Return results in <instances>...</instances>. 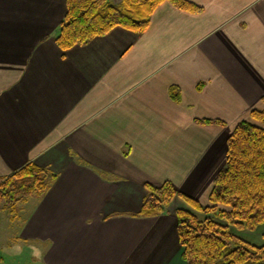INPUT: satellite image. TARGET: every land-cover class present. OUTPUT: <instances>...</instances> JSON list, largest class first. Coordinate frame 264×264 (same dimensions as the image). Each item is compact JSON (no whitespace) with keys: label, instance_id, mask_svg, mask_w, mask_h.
I'll return each instance as SVG.
<instances>
[{"label":"crops","instance_id":"1","mask_svg":"<svg viewBox=\"0 0 264 264\" xmlns=\"http://www.w3.org/2000/svg\"><path fill=\"white\" fill-rule=\"evenodd\" d=\"M187 1L201 10L163 1L140 34L61 50L65 0H0V177L57 176L17 217L41 264H186L185 203L136 216L145 185L207 204L230 132L264 107V0Z\"/></svg>","mask_w":264,"mask_h":264},{"label":"trees","instance_id":"2","mask_svg":"<svg viewBox=\"0 0 264 264\" xmlns=\"http://www.w3.org/2000/svg\"><path fill=\"white\" fill-rule=\"evenodd\" d=\"M163 1L187 12L201 10L187 0H122L118 5L109 0H65L66 11L55 42L66 50L103 36L114 27L140 34ZM170 95L177 100L175 88L170 89ZM195 122L222 124L216 120ZM56 177L33 162L0 177V210L14 221L20 205L43 194ZM145 190L135 214L139 217L165 214L175 197L185 203L174 214L181 259L186 264H264V245H252L235 233L253 232L264 224V107L251 110L249 120L238 122L230 132L225 162L213 180L207 204L176 192L169 181L160 186L146 184Z\"/></svg>","mask_w":264,"mask_h":264},{"label":"rangeland","instance_id":"3","mask_svg":"<svg viewBox=\"0 0 264 264\" xmlns=\"http://www.w3.org/2000/svg\"><path fill=\"white\" fill-rule=\"evenodd\" d=\"M24 208L26 205L21 204L19 212ZM20 221L17 218L10 221L6 212L0 210V264H41L42 256L39 257V248L24 243L19 238L22 224ZM235 233L252 245H264V224L253 232L243 230Z\"/></svg>","mask_w":264,"mask_h":264}]
</instances>
